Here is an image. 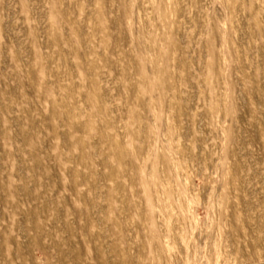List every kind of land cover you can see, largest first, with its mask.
I'll list each match as a JSON object with an SVG mask.
<instances>
[{
  "label": "rangeland",
  "instance_id": "374dc122",
  "mask_svg": "<svg viewBox=\"0 0 264 264\" xmlns=\"http://www.w3.org/2000/svg\"><path fill=\"white\" fill-rule=\"evenodd\" d=\"M0 264H264V0H0Z\"/></svg>",
  "mask_w": 264,
  "mask_h": 264
}]
</instances>
